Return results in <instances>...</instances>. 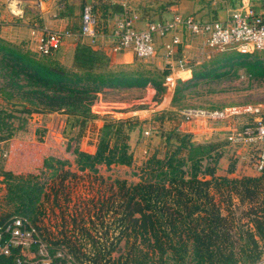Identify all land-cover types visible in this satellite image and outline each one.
Listing matches in <instances>:
<instances>
[{
	"label": "trees",
	"instance_id": "1",
	"mask_svg": "<svg viewBox=\"0 0 264 264\" xmlns=\"http://www.w3.org/2000/svg\"><path fill=\"white\" fill-rule=\"evenodd\" d=\"M218 61L216 66L193 67L189 80L177 81L174 99L200 80L220 77L235 67L250 78L264 79V60L257 54L234 52ZM222 67L227 70L218 72ZM169 73L167 68L127 70L85 42H77L68 67L51 55L38 57L21 43L0 37V92L5 102L0 105V145L14 161V144L27 133L31 118L62 112L69 127L78 128L77 136L65 145L77 171L97 176L101 166H132V119L104 118L93 152L73 141L95 117L90 107L104 87L150 86L161 96ZM165 143L162 156L154 152L144 160L138 182L107 178L106 187L89 199L91 207L63 214L57 235L41 234L50 253L64 248L77 264H258L264 255V173L231 177L232 161L229 175H219L223 140L195 143L190 134L173 129ZM0 176L5 186L2 198L10 207L0 215V227L12 216H21L39 232L36 222L45 213L44 199L52 194L57 202L60 193L68 195L65 182L77 174L64 166L23 174L0 164ZM234 197L247 205L238 215L232 209ZM16 252L1 256L0 264H15Z\"/></svg>",
	"mask_w": 264,
	"mask_h": 264
},
{
	"label": "rangeland",
	"instance_id": "2",
	"mask_svg": "<svg viewBox=\"0 0 264 264\" xmlns=\"http://www.w3.org/2000/svg\"><path fill=\"white\" fill-rule=\"evenodd\" d=\"M160 1L164 4H158ZM198 1H200L203 9L199 12H194V14L203 19L216 18V15H220V10L227 9L226 12L229 13L232 9L228 5V0ZM165 2L162 0H75L73 5H71V9L68 8L69 5L66 8L75 12V16L78 17L83 5L89 3L92 5L97 23H99L101 15L104 13H116L120 16L125 10L130 15L132 12L138 14L144 21H152L156 19L164 20L172 16L174 9L166 12L162 8L168 6ZM208 2L211 3L208 4ZM58 5H62V0L55 1V6ZM104 5H108L111 11H108V9L104 10ZM1 13L2 11H0V17ZM178 34L181 43L178 46L175 44L172 47L170 46L171 52H168L165 47V44L170 41L171 37L168 35L165 38H160L155 35V56L148 59L137 58L134 64L126 66L127 70L138 67L158 68L156 67L158 57L164 58L166 54L174 55L178 48H182L179 54H181L183 64L176 66L175 74L167 75L171 79L167 81L165 78L164 84L166 85V90L161 96H156L155 90L150 86H146L143 89L135 87H104L96 94V101L90 107V111L95 117L87 122L85 130L78 141H73V144H77L80 149L88 152L92 150L93 152L98 137L97 128L98 125H102L104 118L132 119L136 123L134 130L130 132L129 139L130 148L134 157L132 166L112 165L110 168L101 166L97 176L89 172L77 171L73 162V155L71 152L65 150V145L69 140L77 136L78 128H70L68 123H66L67 115L62 112L37 114L31 118L25 130L27 133H25L24 137L19 136L16 139L15 149L12 150L15 155L14 161L13 155L6 157L7 147L4 148L3 145H0V164H5L10 168L12 167L15 171L19 169L17 173L40 174L41 172H49L55 166H64L77 174L75 178L72 177L65 182L66 187L64 191L69 192L68 195L65 196L60 193L57 202L54 201L52 194L49 198L44 199L43 208L45 213L36 222L40 228V238L44 242L45 240L42 238V235H47L48 233L51 235L58 234L63 214L67 215L91 207L89 199L96 194L99 188L104 189L106 187L108 182L107 178H121L127 180L129 183L138 182L139 176L137 172H139V168L144 160L154 152L159 156L163 155L166 146L165 141L169 133L172 132L173 125L180 123L184 118L180 114V110L197 108L221 109L228 106L264 105V79L250 78L244 69L240 67H235L220 77L200 80L195 86L183 89L181 95L177 96V99L176 97L174 99V90L178 85L177 81L189 80L192 76L191 70L193 67L204 68L203 66H216L217 63L221 62L218 60L223 57V54L237 52L232 49L220 50L208 48L203 38L193 37L187 31ZM76 42L84 43L85 41L83 38L78 37ZM22 48L26 49L28 45L22 44ZM33 52L38 57H42L35 49ZM62 52L63 49L60 48L51 56L66 64V60L61 57ZM251 54H257L259 58L264 60V52L254 51ZM168 58L171 57L169 56ZM167 64L164 59L160 63L162 66L161 69H164V66ZM225 70L227 68L222 67L218 69V72H224ZM1 82L2 79L0 78V84ZM4 103L3 94L0 92V105ZM199 123L201 122H194L193 124L198 125ZM199 126L201 131L195 135L196 139L190 135L191 140L195 143H202L209 140L222 141L225 136V131L221 130L222 126L218 124H207L205 126L201 123ZM172 140L174 141V138ZM222 150V157L219 161L220 164L217 171L219 175H229L227 174V168L232 161H236L235 168L237 172L235 170L229 176L240 177L243 175H251L249 172L258 175L248 161L249 157L246 146L239 148L223 147ZM48 151L51 152V156L48 155ZM2 152L3 156L1 154ZM42 177L45 176L43 175ZM4 193L5 186L0 176V215L10 211V207L4 204L2 198ZM232 203V209L237 215L245 210L247 206L245 204L240 205L237 197L233 198ZM223 212L227 214L226 209ZM123 244L121 242L120 247H123ZM24 254L26 258L35 256L33 250L24 251ZM258 264H264V259Z\"/></svg>",
	"mask_w": 264,
	"mask_h": 264
},
{
	"label": "built area",
	"instance_id": "3",
	"mask_svg": "<svg viewBox=\"0 0 264 264\" xmlns=\"http://www.w3.org/2000/svg\"><path fill=\"white\" fill-rule=\"evenodd\" d=\"M133 22V16L126 10L122 15L115 17L111 31L115 53L132 50L136 58L154 57L155 35L160 38L168 35L171 37L165 44L167 51L171 52L174 44L178 46L181 43L178 33L182 34L184 31L193 37L203 38L205 45L211 49H232L240 53L264 52V2L258 6L251 0H240L228 16L222 19H203L195 14L174 13L168 19L148 21L143 29H137ZM96 25L92 5L84 4L79 36L89 38L93 44ZM68 35V32L61 30H44L36 38L35 50L40 55H53L61 48ZM166 56L172 57L173 54ZM170 79V76H166L167 81ZM179 112L184 117L181 123L201 122L205 126H222L221 130L225 131L223 147L246 146L248 161L253 169L258 174L264 173V105L228 106L221 109L197 108ZM13 250H17L15 264H77L64 248H57L51 254L34 225L21 216H12L0 227V257L9 256ZM29 250H33L34 257L26 258L24 251Z\"/></svg>",
	"mask_w": 264,
	"mask_h": 264
},
{
	"label": "crops",
	"instance_id": "4",
	"mask_svg": "<svg viewBox=\"0 0 264 264\" xmlns=\"http://www.w3.org/2000/svg\"><path fill=\"white\" fill-rule=\"evenodd\" d=\"M55 1L56 0H0V10L2 11L0 17V37L13 43H21L26 46L28 45V48L34 51L36 38L42 31L61 30L64 32H68L70 35L65 38L63 45L61 46V49H63V54H61V57L66 60V64L64 65L70 67L72 65L74 48L77 44L76 39L80 37L79 31L81 26L82 8L80 9L78 17H76L75 12L68 10V8H72L71 5H73L75 0H62V5L58 6H55ZM162 1H166V4L170 3V5L162 8L165 9L166 12L174 9L172 15L174 13H180L182 15L194 14V12H199L203 9L200 1L198 0ZM239 2L240 0H228V5L233 9ZM251 2L259 6L264 2V0H251ZM209 3L211 2H208V4ZM158 4L164 3L160 1V3ZM67 5H69L68 8H66ZM107 9L108 11H111L109 10V6L107 7ZM226 11L227 9L220 10V15H216V18L222 19L227 17L231 11L229 13ZM117 15L118 14L116 13L102 14L100 18L101 20L95 27V42L92 44L89 38H83V40L87 44L91 45L94 49L101 50L106 55L110 56L114 64H123L125 66H129L137 61V58L132 50H125L121 53H115L113 51L114 41L111 36V31L113 28L115 17ZM131 15L133 16V24L136 28H145L148 20L144 21L143 18L141 19L138 14L133 12L131 13ZM179 53H181V50L180 52H176V54H174L171 58H168V56L166 55H164V58L158 57V59L156 60V67L161 69L162 66L160 65V63L165 59L168 64L164 67L170 70V75L175 74L177 68L176 66H181L183 64V61H181V54ZM200 124L201 123H199L198 125H194L193 123L189 122H180L176 125H173L172 128L182 133L192 131L194 134L190 135H192V137L194 138L195 135H197V133L199 134V132L201 131L199 128ZM99 127L100 125H98L97 131ZM15 139L16 138H14V140ZM11 144L13 143L10 142V145ZM90 152H92V150ZM16 170L19 171V169ZM235 170L237 172L236 168ZM249 174L254 175V173L252 172H249Z\"/></svg>",
	"mask_w": 264,
	"mask_h": 264
}]
</instances>
